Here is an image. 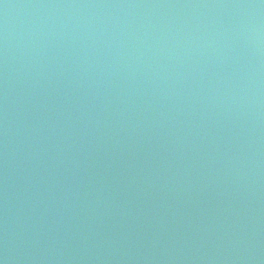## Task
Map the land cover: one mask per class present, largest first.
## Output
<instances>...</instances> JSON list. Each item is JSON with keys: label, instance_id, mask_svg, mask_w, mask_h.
<instances>
[{"label": "water", "instance_id": "1", "mask_svg": "<svg viewBox=\"0 0 264 264\" xmlns=\"http://www.w3.org/2000/svg\"><path fill=\"white\" fill-rule=\"evenodd\" d=\"M0 264H264V0H0Z\"/></svg>", "mask_w": 264, "mask_h": 264}]
</instances>
